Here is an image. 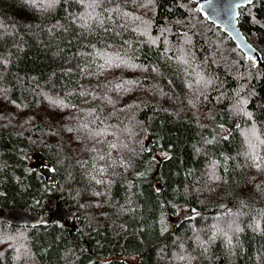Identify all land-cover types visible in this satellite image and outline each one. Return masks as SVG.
I'll list each match as a JSON object with an SVG mask.
<instances>
[{"label":"trees","instance_id":"obj_1","mask_svg":"<svg viewBox=\"0 0 264 264\" xmlns=\"http://www.w3.org/2000/svg\"><path fill=\"white\" fill-rule=\"evenodd\" d=\"M204 1L0 0V264H264V0L260 63Z\"/></svg>","mask_w":264,"mask_h":264},{"label":"water","instance_id":"obj_2","mask_svg":"<svg viewBox=\"0 0 264 264\" xmlns=\"http://www.w3.org/2000/svg\"><path fill=\"white\" fill-rule=\"evenodd\" d=\"M254 0H206L199 5V11L207 21L218 27L231 38L237 48L244 56L255 62H261L259 51L252 46L242 34L238 27V10L252 4ZM145 150L150 151L153 147L152 142L148 139L144 144ZM60 199L55 204L41 212H32L24 208H8L4 211L1 218L16 227H36L43 222L46 217L51 216L56 221H63L65 224H72L71 228L80 230L79 218L76 211H69L60 205ZM224 212V211H223ZM180 218H173L171 224L177 226Z\"/></svg>","mask_w":264,"mask_h":264},{"label":"rangeland","instance_id":"obj_3","mask_svg":"<svg viewBox=\"0 0 264 264\" xmlns=\"http://www.w3.org/2000/svg\"><path fill=\"white\" fill-rule=\"evenodd\" d=\"M235 122V121H234ZM238 126V122L234 123L233 127H237ZM229 132V129H225L222 131L223 135H227ZM27 159L29 161V166L31 169H43L48 167V165L46 164V162H44L42 159H40L37 155L31 153L27 156ZM52 203H50V205H52ZM123 260H125L128 264H140L139 260L137 257H125L123 258Z\"/></svg>","mask_w":264,"mask_h":264},{"label":"snow or ice","instance_id":"obj_4","mask_svg":"<svg viewBox=\"0 0 264 264\" xmlns=\"http://www.w3.org/2000/svg\"><path fill=\"white\" fill-rule=\"evenodd\" d=\"M249 2H251V0H249ZM198 11H199V9H198Z\"/></svg>","mask_w":264,"mask_h":264}]
</instances>
